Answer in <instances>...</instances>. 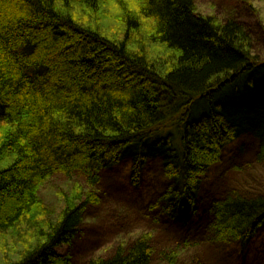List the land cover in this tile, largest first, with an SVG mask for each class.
Returning <instances> with one entry per match:
<instances>
[{
    "label": "trees",
    "instance_id": "trees-1",
    "mask_svg": "<svg viewBox=\"0 0 264 264\" xmlns=\"http://www.w3.org/2000/svg\"><path fill=\"white\" fill-rule=\"evenodd\" d=\"M252 45L242 23L195 0H0V264H79L72 247L102 174L126 157L134 187L148 159L162 161L156 203L184 224L228 145L249 133L264 162V62ZM56 177L68 187L55 212L42 193ZM208 211L214 243L247 248L264 228V195ZM178 258L143 234L86 264Z\"/></svg>",
    "mask_w": 264,
    "mask_h": 264
},
{
    "label": "rangeland",
    "instance_id": "rangeland-1",
    "mask_svg": "<svg viewBox=\"0 0 264 264\" xmlns=\"http://www.w3.org/2000/svg\"><path fill=\"white\" fill-rule=\"evenodd\" d=\"M195 2L205 16L234 18L242 23L253 38L252 47L258 59L264 62V0ZM259 147L258 139L249 133L228 145L221 162L203 181L197 214L190 213L185 224L162 213V205L156 203L168 186L162 161L148 159L141 184L134 187L130 183L132 157H126L102 174L97 190L101 203L88 210L79 239L72 247L77 262L86 264L95 258L110 257L122 245L149 234L158 250L177 252L180 264L197 260L203 264H264V228L247 248L241 243H214L209 239L212 217L208 210L214 202L229 195H264V162L258 160ZM46 186L42 197L56 212L63 208L58 195L68 186L60 177ZM64 250L69 252L70 248Z\"/></svg>",
    "mask_w": 264,
    "mask_h": 264
}]
</instances>
